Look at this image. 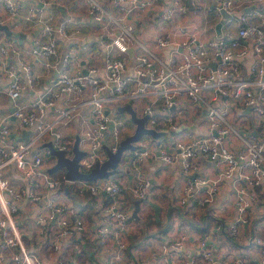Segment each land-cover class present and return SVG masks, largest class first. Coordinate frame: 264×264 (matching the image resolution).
Segmentation results:
<instances>
[{
	"label": "built area",
	"instance_id": "1",
	"mask_svg": "<svg viewBox=\"0 0 264 264\" xmlns=\"http://www.w3.org/2000/svg\"><path fill=\"white\" fill-rule=\"evenodd\" d=\"M113 1L126 14L145 9L155 12V18L165 26L157 39V48L141 40L133 23L127 22L124 15L115 17L99 0H84L88 14L105 30V36L100 37L104 47V74H99L101 67L95 55L84 66L80 61H72V50L68 49L58 64L53 84L27 101L22 98L34 85L33 65L19 59L20 46L16 39L0 37V66L9 79L6 92L14 104L7 117L15 116L26 129H34L28 139H19L7 122L0 121V264H45L42 255L27 243L29 229L18 218L26 204L34 210L37 241H43L48 231L49 264H66L68 260L73 264H95L87 255L78 259V244L89 228L82 200L69 203L64 198V183L77 180H68L65 173L52 175L46 160L55 156L44 145L52 141L66 156L72 157L74 141L64 136L62 127L69 125L73 111L83 104L73 95L83 96L85 91L94 122L80 136L84 150L80 171L89 172L97 163H103L108 158L107 148L116 151L123 132L128 130V124L116 115L117 103L133 100V111L145 117L146 126L151 129L177 130L179 124L175 119H190L195 114L201 115L206 108V125L212 132L176 138L171 150L163 145L158 147L164 164L180 160L189 174L197 167L199 155L215 162L216 178H190L178 204L186 206L194 187L209 183L204 205L215 195L219 182L229 179L235 189L236 213L230 222L219 223L217 230H228L240 239L255 218L254 205L264 194V0H216L215 5L191 0L195 14L201 19L211 16L222 23L221 34L217 32L209 40L202 39L204 30L198 27L191 30L182 21L189 11L186 0H168L162 6L160 0ZM19 10L17 0H0V23L12 22L17 26ZM43 10V5L34 4L25 15L29 22L25 28L42 24L41 34L33 38L28 50L55 56L59 54L58 38L70 35L69 19L55 25L49 18H42ZM227 26L235 27L236 31L226 30ZM174 30L184 35L178 42H173L171 37ZM174 45L181 49L178 54L165 57L158 51ZM130 48H135L132 62L123 56ZM9 57L18 58V65L9 62ZM57 104L62 106L56 108ZM49 107H55L56 112L53 119L46 120ZM246 107H250L260 124V134L245 139L243 148L235 152L228 146L226 137L233 129L234 110L242 113ZM136 142L139 148L133 160L143 165L153 155V140L145 135ZM10 167H15L26 179L25 186L16 187L5 175ZM78 181L84 198L99 204L93 251H103L106 264H147L137 254L127 257L129 243L125 233L131 213L127 206L119 205V200L126 193L137 199L147 197L151 187L149 178L140 177L130 188L123 176L115 174L94 181ZM106 199L110 202L104 203ZM40 203L44 204L43 208L38 207ZM201 237L200 256L187 255L181 237L163 244L153 264H264L261 247L264 231L249 238L263 256L260 261L238 252L215 257L208 246L209 236Z\"/></svg>",
	"mask_w": 264,
	"mask_h": 264
},
{
	"label": "crops",
	"instance_id": "2",
	"mask_svg": "<svg viewBox=\"0 0 264 264\" xmlns=\"http://www.w3.org/2000/svg\"><path fill=\"white\" fill-rule=\"evenodd\" d=\"M17 1L20 3L19 15L16 20L17 26L13 25L12 22H9L8 25L0 23V25H7L8 27V30L0 28V37L3 38L2 40L16 39L20 46L19 59L29 61L33 65L34 85L31 89L28 88L25 91L22 98L24 101L35 98L42 90L53 84L58 75V64L62 62L63 56L68 49L72 50V61H80L84 66L91 59V55H95L96 61L101 67L99 74L101 76L104 74V47L100 43V37L105 36V30L101 23L95 22L88 14L84 0ZM99 1L111 10L115 17L124 15L127 22L133 23L134 29H137L136 34L140 39L157 48V39L162 36V31L164 30L162 27L165 26H161V21L155 18V12L152 9L126 14L120 10V7L113 0ZM166 1L168 0H160L159 4L162 6ZM205 2L210 5L216 4V0H205ZM34 4L43 5L42 18H49L55 25L65 19H69L67 29L70 35L58 38V55L48 56L42 52L33 54L28 50L33 38L40 35L42 29L41 23L35 24L33 29L25 28L29 23L25 15ZM186 4L189 11L182 18V21L187 23L189 25L188 28H192L191 30L196 27L204 30L202 39L215 38L218 35L216 29L217 21L213 20L211 16L201 19L198 14H195L191 0H186ZM170 27V24H168L167 29ZM229 29L236 31L235 27L232 26L226 27V30ZM91 37L94 38L91 39ZM171 37L173 42H178L184 35L178 30H174L171 33ZM134 49L124 53L123 56L131 61L135 52ZM180 50L179 46L176 45L158 49L165 57L173 53L178 54ZM8 59L9 62L18 65V58L9 57ZM245 72L247 73L246 76H248V71L246 70ZM8 80L6 71L3 66H0V121L7 122L17 138L26 139L20 122L17 119H11V116L7 117L14 105L6 92ZM73 97L76 98L75 100H81L83 104L73 111L69 125L62 127V132L65 137L73 139L75 143V140L81 136L82 132L93 125L94 120L91 107L86 103L89 98L87 92L85 91L83 96L76 97L73 95ZM133 103L134 101L131 100L128 103H117L115 105L116 115L125 121L129 127L127 131L123 132L122 139L134 133L137 127L131 112ZM60 106L62 105L57 104L56 108ZM55 110V107H49L44 118L46 120L53 119ZM137 116L140 117V114L137 113ZM175 120L179 124L177 130L158 127L155 130L157 136L151 135L154 152L147 163L139 165L134 162V153L139 148V143L134 142L132 148L123 152L115 173L116 176H123L125 185L128 188L137 184L140 177H147L151 182L150 192L144 199H137L126 193L119 200V205L127 206L131 213L129 227L125 233L129 243L126 253L127 257L137 254L147 264H153L159 257L163 244L181 237L184 239V251L187 255L200 256L203 253L200 239L202 238L201 236L207 235L210 239V241L208 240L209 249H212L215 257L225 255L227 252H238L247 258L260 261L263 256H261L258 246L251 242L249 238L264 231V194L260 195L259 203L254 205L255 218L246 226L240 239L232 236L228 230H217L216 228L219 223L230 222L236 213L235 189L231 180L220 181L215 195L211 201L206 202L204 205L202 201L207 195L206 189H208L209 183L199 184L194 187L193 195L189 198L186 206L182 207L178 204V199L184 193L190 178L201 177L212 180L216 178L217 169L215 162L203 155L198 156L197 167L190 174L183 170L180 160L173 164H164L161 161L158 149L160 145L166 146L171 150L172 143L176 138H184L190 134L212 132L206 125V108L202 109L201 115L195 114L190 119ZM231 122L233 129L227 135L226 141L228 146L235 152L243 148L245 139L252 135L259 136L260 134V124L255 121L249 107L243 109L242 113L234 110ZM30 130V133L34 132V129ZM80 149L83 150L81 145ZM55 162V157L47 159L46 165L51 168ZM5 175L9 177L16 187L25 186L27 183L26 179L15 167L6 169ZM79 184L78 180L70 182V190L68 191L69 187H67L64 195L65 200L69 203L82 200V210H84L89 223L88 230L85 231L81 242L78 244L80 256L76 258L80 259L82 256L87 255L93 259L95 264H106V254L103 251H93L96 241L94 231L98 226L97 210L99 204H96V202L91 203L90 200L89 202L85 199L78 189ZM136 200H139L138 217H133L136 209ZM43 206V203L38 204L39 208H43ZM33 213V208L26 204L21 209L18 218L21 225L29 229L30 233L27 236L29 246L42 255L45 264H49L51 258L46 249L48 231L45 232L43 241H37L36 232L38 226L34 222ZM261 247L264 248V245ZM66 264H73V262L68 260Z\"/></svg>",
	"mask_w": 264,
	"mask_h": 264
},
{
	"label": "water",
	"instance_id": "3",
	"mask_svg": "<svg viewBox=\"0 0 264 264\" xmlns=\"http://www.w3.org/2000/svg\"><path fill=\"white\" fill-rule=\"evenodd\" d=\"M0 28L8 30L7 25H0ZM222 23L219 22L216 25L217 32L221 34ZM137 32V29H134ZM24 36V35H23ZM94 37H91L93 39ZM133 48H130L131 51ZM250 108V107H249ZM133 120L137 123V127L134 133L126 136L120 141V144L116 151L107 148L108 158L103 163H97L94 168H92L89 172L80 171V160L84 156V151L80 149V137L75 140L73 147V155L72 157H68L65 155V151L63 149H59L54 146L52 141H47L44 143L47 146L51 154L55 156L56 163L50 168V172H54L56 170L64 169L65 176L68 180H87L94 181L100 178H108L111 175L117 172L119 163L121 161L123 152L127 149L133 147V143L141 139L145 135H153L157 136V132L155 129H151L146 126V118L138 117L135 112L131 109ZM11 119L16 120L15 116H11ZM20 122V121H19ZM23 127V135L26 139L29 138L30 129H25L23 124L20 122ZM216 133V131H214ZM139 210V200H136V209L133 213V217H138L137 212Z\"/></svg>",
	"mask_w": 264,
	"mask_h": 264
},
{
	"label": "trees",
	"instance_id": "4",
	"mask_svg": "<svg viewBox=\"0 0 264 264\" xmlns=\"http://www.w3.org/2000/svg\"><path fill=\"white\" fill-rule=\"evenodd\" d=\"M64 173H65L64 169H60V170H56V171L52 172V175H54V176H61ZM67 187H69V189H67L69 191L70 190V187H71L70 181L64 183V187L63 188L66 189ZM106 202L108 203V202H110V200L108 199V200H106Z\"/></svg>",
	"mask_w": 264,
	"mask_h": 264
}]
</instances>
